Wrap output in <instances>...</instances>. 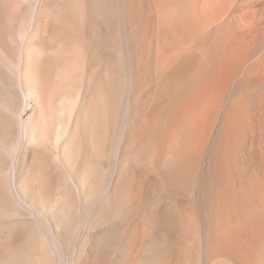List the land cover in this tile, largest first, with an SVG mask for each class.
<instances>
[{
	"label": "bare ground",
	"instance_id": "bare-ground-1",
	"mask_svg": "<svg viewBox=\"0 0 264 264\" xmlns=\"http://www.w3.org/2000/svg\"><path fill=\"white\" fill-rule=\"evenodd\" d=\"M206 148L208 264H264V0H0V264L166 263Z\"/></svg>",
	"mask_w": 264,
	"mask_h": 264
},
{
	"label": "rangeland",
	"instance_id": "rangeland-1",
	"mask_svg": "<svg viewBox=\"0 0 264 264\" xmlns=\"http://www.w3.org/2000/svg\"><path fill=\"white\" fill-rule=\"evenodd\" d=\"M260 114H262V112L259 111V110L253 111L251 113V115L254 116V119H253V123H252L251 128H250V131H249V137H251L250 136L251 131L254 128L258 127V123H257L255 118H257ZM216 131H217V126L215 128H213V134L210 136V138H211L210 139L211 140V144L210 145L211 146H210V148H208V146H207L208 151H210L212 146L215 145V143H217L216 142V135H215ZM207 148L205 150L204 156H203V158L201 160L200 168L198 170V174H197V177H196L197 178L196 179V184H195L196 186L194 185V187L192 188V192H191V196L192 197L183 206H179V208H180V210L182 212V215H185L184 217L187 219V225L186 226H187L188 232H186L182 236H180L181 239L180 238H179V240L177 239L176 246L178 245L177 246L178 249H177L176 246H174L173 248H175V250L174 249H172L173 251L170 250L172 257L171 256H167V257L165 256L164 257V262H165V260H167V261L164 264H206V263L208 264L210 262V259L212 257H215L209 252V248L206 246V244H207L206 241L208 240V232H209V228H208V224H207V222L209 223V216H208L209 209H208V203L205 200H207V197H208V194H207L208 187L206 188L203 185L207 186L209 184L208 181H209V177H210L209 174H208L209 153L207 151ZM203 177H205V178H203ZM206 178H207L208 184L206 182ZM201 192H203L202 195L200 194ZM152 200L153 199H151L150 200L151 202L149 201L148 204H147V206H149V207H147V208L145 207V210H144L145 213L143 212V217L146 218V220H149V218H151L152 215L155 212L154 210L156 208V206H155L156 205L155 204L156 203V198H154L155 202L152 201ZM77 201H76V204L80 208L81 204H79ZM197 204H198L199 207L197 206ZM147 209H148V211H147ZM184 209H185V211H184ZM79 210L81 212V209H79ZM150 213H151V215H149ZM148 215H149V217H148ZM83 216H85V215H83ZM102 218H104V219L106 218L108 220L109 217H108V215H104ZM146 222H148V221H146ZM83 224L84 223H83V219H82V220L79 221V225L81 226ZM192 233H194V238H190L189 237V234L192 235ZM80 234L81 235L77 234V236L79 235V238H78V241H77L79 245L81 243V237L84 234V232H81ZM130 241H131V239L129 238L128 239V243L129 244L126 247V249H127L126 252H128V253L129 252L131 253L132 250H134L133 248H134V245H135V243H133V241H131V242ZM218 241H219V244H220L219 245L220 252H217L216 255L221 256L223 254L222 247H223V244H224L223 234L222 233H220L218 235ZM132 243L134 245H132ZM131 246H133V247H131ZM86 249H87V246H85L84 249H83L84 253H86V251H85ZM114 250L116 252L115 254L118 257L123 255V252H121V250L118 249L117 247L114 248ZM177 250H178L179 253L176 252ZM67 252H68L67 249H64L63 251H61V253H58L57 251H54L55 264H61V263L62 264H67V262L69 260V253L67 254ZM130 253L128 254V262L125 261L124 258L122 259V261H125L124 262L125 264H130V263L131 264H156L155 260L157 261V258H158V255H159V251H158V247L157 246H152L150 249H148L147 251L143 252L144 255L143 254L142 255L144 257V260H136V261L134 260L135 261L134 262L132 259L130 260ZM151 255H153V256H151ZM83 256H84L83 254L80 255L79 261L83 260V258H84Z\"/></svg>",
	"mask_w": 264,
	"mask_h": 264
}]
</instances>
